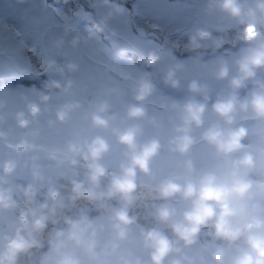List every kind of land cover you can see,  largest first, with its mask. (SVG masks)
<instances>
[{
    "label": "clouds",
    "instance_id": "1",
    "mask_svg": "<svg viewBox=\"0 0 264 264\" xmlns=\"http://www.w3.org/2000/svg\"><path fill=\"white\" fill-rule=\"evenodd\" d=\"M201 16L186 59L148 48L91 99L71 18L42 83L0 82V264H264V0Z\"/></svg>",
    "mask_w": 264,
    "mask_h": 264
},
{
    "label": "rangeland",
    "instance_id": "2",
    "mask_svg": "<svg viewBox=\"0 0 264 264\" xmlns=\"http://www.w3.org/2000/svg\"><path fill=\"white\" fill-rule=\"evenodd\" d=\"M144 1V4L142 6V9L144 12L146 13H149L151 14V16L156 19L158 22H165V23H168L169 22V16L168 14L169 13H173V5H169L168 7L165 6V3L162 1V0H143ZM153 2L155 4H159V5H162V10H156L154 8V6H152L150 3ZM190 21L194 22L196 21L195 17H192L189 19ZM128 43H126L127 45ZM145 49H148V48H152V47H155L153 46L152 44H147V43H144L142 45ZM132 50L135 49V45L134 46H131L130 47ZM122 68V65L121 64H118L117 65V69H121ZM135 75L137 74H133V75H127V77L129 79H131L132 77H134Z\"/></svg>",
    "mask_w": 264,
    "mask_h": 264
},
{
    "label": "trees",
    "instance_id": "3",
    "mask_svg": "<svg viewBox=\"0 0 264 264\" xmlns=\"http://www.w3.org/2000/svg\"><path fill=\"white\" fill-rule=\"evenodd\" d=\"M58 2V4L60 5H64V6H70L74 3L75 0H55ZM93 3L96 4V0H91ZM85 5H86V2H85ZM16 25V22L15 20H7V23H6V26H5V30L2 31V35H12L11 31L13 29V27ZM2 26V24H1ZM2 29L0 28V31Z\"/></svg>",
    "mask_w": 264,
    "mask_h": 264
}]
</instances>
